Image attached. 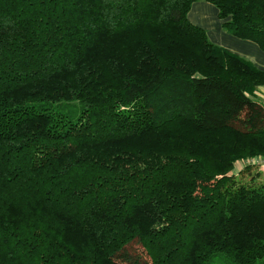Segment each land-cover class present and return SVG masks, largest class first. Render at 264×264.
<instances>
[{
    "label": "trees",
    "instance_id": "trees-1",
    "mask_svg": "<svg viewBox=\"0 0 264 264\" xmlns=\"http://www.w3.org/2000/svg\"><path fill=\"white\" fill-rule=\"evenodd\" d=\"M200 1L264 52V0H0V264H264V70Z\"/></svg>",
    "mask_w": 264,
    "mask_h": 264
},
{
    "label": "crops",
    "instance_id": "crops-1",
    "mask_svg": "<svg viewBox=\"0 0 264 264\" xmlns=\"http://www.w3.org/2000/svg\"><path fill=\"white\" fill-rule=\"evenodd\" d=\"M197 4L198 2L193 6ZM194 18V21H192L188 16L190 22L192 21L194 25L206 31L212 43L250 61L260 70H264V52L256 44L240 40L226 33L222 29L223 22L218 17V10L213 5L207 2L198 4L197 13ZM258 94L264 99V87L259 89Z\"/></svg>",
    "mask_w": 264,
    "mask_h": 264
},
{
    "label": "rangeland",
    "instance_id": "rangeland-1",
    "mask_svg": "<svg viewBox=\"0 0 264 264\" xmlns=\"http://www.w3.org/2000/svg\"><path fill=\"white\" fill-rule=\"evenodd\" d=\"M202 3H203V1L198 2V4H202ZM198 4L193 6L192 11L189 14V19H192V21H194V19H195L194 17L196 16V13H197ZM211 20H212V18H211ZM192 24H193V22H192ZM255 99H256V102H258L260 105H262L264 107V105H263L264 99L260 96V94L257 93V96ZM242 168H243V166H239V164H238L235 168V171H234L235 174H237ZM251 174H252V176H254V174L252 172H251ZM251 174H250V176H251ZM249 177L246 175L245 177H243L242 181H246L247 178L249 179ZM256 181L260 184H262V183L264 184V174L257 177ZM127 250L132 255L141 257L142 262L148 261V258L146 257V255L143 251V248L140 244L133 243L128 247ZM210 264H231V263L229 261H227L226 259H224L223 256H217L216 258L213 259V261Z\"/></svg>",
    "mask_w": 264,
    "mask_h": 264
},
{
    "label": "built area",
    "instance_id": "built-area-1",
    "mask_svg": "<svg viewBox=\"0 0 264 264\" xmlns=\"http://www.w3.org/2000/svg\"><path fill=\"white\" fill-rule=\"evenodd\" d=\"M238 164L239 166H243V168L239 172H241L245 167H249L264 174V156L251 158ZM239 172L237 174H239Z\"/></svg>",
    "mask_w": 264,
    "mask_h": 264
}]
</instances>
